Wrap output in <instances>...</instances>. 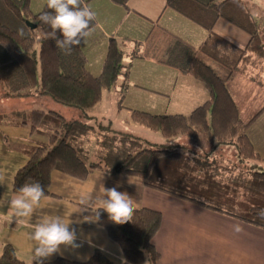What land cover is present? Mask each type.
Returning a JSON list of instances; mask_svg holds the SVG:
<instances>
[{"label": "trees", "instance_id": "obj_1", "mask_svg": "<svg viewBox=\"0 0 264 264\" xmlns=\"http://www.w3.org/2000/svg\"><path fill=\"white\" fill-rule=\"evenodd\" d=\"M110 1L125 7L129 0ZM164 1L208 32L199 53L226 70L227 78L236 73L264 88V29L259 25L257 13L245 1ZM46 3L39 13L33 14L30 0H0V89L6 96L18 98L43 96L78 112L80 118L66 120L50 110L21 111L20 118L12 117L14 112L0 113V125L8 122L27 126L32 136L45 138L25 148L27 162L15 173L13 194L25 183L38 182L45 193L42 199L58 198L50 191L53 171L80 181L94 171H103L139 177L149 189L264 230V218L258 215L264 209V161L248 137V128L259 113L243 123L225 80L201 57H193L187 71L207 90L206 103L189 116L131 111L136 123L167 141L178 139L174 144L150 149L144 147L143 141L130 139L128 135H107L97 141L106 154L95 151L93 157H97V162L82 158V140L95 130L89 124L92 119L87 112L97 106L104 91L116 87L120 94L118 107L121 106L128 87V67L123 63L127 40L109 42L101 73L92 76L86 71V59L79 47L64 54L55 40L47 36L50 29L39 20L42 12L49 11ZM218 20L248 35L247 46L237 47L213 33ZM27 22L36 25V29L31 30ZM19 29H23L22 36ZM36 30L40 31L38 53L34 50ZM56 38L63 39L59 32ZM137 55L138 51L130 54ZM97 223L118 245L123 262L114 263L95 251L84 262L58 258L43 264H145L149 257L151 264L158 262L160 255L152 240L162 224L160 212L135 209L131 221L115 224L101 210ZM0 264L25 263L11 246L4 244Z\"/></svg>", "mask_w": 264, "mask_h": 264}, {"label": "crops", "instance_id": "obj_2", "mask_svg": "<svg viewBox=\"0 0 264 264\" xmlns=\"http://www.w3.org/2000/svg\"><path fill=\"white\" fill-rule=\"evenodd\" d=\"M243 1L256 13L260 8L264 11V1ZM46 2L30 0L32 13H39ZM81 2L95 13L91 35L79 46L89 74L100 75L111 40H127L123 47V63L128 67V87L121 106H117L119 113L136 111L159 116H189L209 100L205 87L187 73L193 57L205 60L199 47L208 37L206 30L178 14L164 0H129L125 7L110 0ZM259 15L260 25L264 18ZM212 31L240 48L246 47L249 41L248 35L223 20H218ZM173 44L180 48L178 60L181 64L168 57L167 52ZM148 48L153 51L151 54ZM134 51H138V55L131 57ZM218 76L225 80L243 123L259 113L248 128V137L264 161V88L236 73L227 78V71L221 67ZM53 109L50 111L66 120L80 118L74 110L59 105H54ZM260 122H263L262 127ZM44 140L32 136L27 126L8 122L0 125V254L2 246L9 245L25 264H32L33 244L27 234L33 231V225L59 215L66 223L70 222V228L76 229V244L80 246H61L60 253L43 263L58 258L84 262L95 251L102 252L114 263L123 262L120 248L97 221H85V217L99 207L103 187L111 188L119 183L117 190L133 198L134 210L145 208L162 215L161 227L152 240L160 255L156 264H264V230L149 189L140 178L133 176L94 171L80 181L53 171L50 191L58 198L45 197L22 222L19 218L14 220L9 207V201L15 196L13 178L27 162L25 148ZM81 200L88 201L86 208ZM237 226L240 231L235 230Z\"/></svg>", "mask_w": 264, "mask_h": 264}, {"label": "clouds", "instance_id": "obj_3", "mask_svg": "<svg viewBox=\"0 0 264 264\" xmlns=\"http://www.w3.org/2000/svg\"><path fill=\"white\" fill-rule=\"evenodd\" d=\"M46 8L49 11L42 12L40 23L47 25L50 31L47 36L55 40L56 47L64 54H70L73 48L79 47L85 38L91 35L95 13L87 6H81V0H47ZM57 32L63 39H57ZM23 35V29L18 30ZM120 184L111 188H104L98 199L99 207L92 215L85 217V221L95 222L99 220L100 211L107 213L109 219L115 224H123L131 221L134 213V200L127 192L118 191ZM44 189L38 182L25 183L15 196L9 201V207L13 219H22L32 214L34 208L44 197ZM85 208L87 200H81ZM258 215L264 218V209L258 211ZM33 231L27 234V239L32 242V264H43L53 254L60 253L61 246L65 248H77L76 229L70 228V222L66 223L59 216H49L42 222L32 226ZM236 231H240L237 226ZM145 264H151L150 257Z\"/></svg>", "mask_w": 264, "mask_h": 264}, {"label": "rangeland", "instance_id": "obj_4", "mask_svg": "<svg viewBox=\"0 0 264 264\" xmlns=\"http://www.w3.org/2000/svg\"><path fill=\"white\" fill-rule=\"evenodd\" d=\"M255 1L258 2L260 0H255ZM261 1L263 2L264 0ZM246 3L247 5L249 4L248 2ZM258 11L259 12H257V14L258 15L260 14L259 17H262L263 19L264 11L261 8L258 9ZM262 23L263 24H260V27L264 29V19ZM262 39L264 41V34ZM176 45L173 44L172 48L169 49L167 54L168 57L174 58V61H176L178 64H181L180 61L178 60L179 59L178 55L181 54V51L179 46H177L178 47L177 48ZM39 48H40V31L36 30L35 43H34V50L36 51V53H38ZM147 51L150 52V54L153 52L150 51L149 48L147 49ZM204 59H205L204 61L208 63L218 75V70L220 69V65H218L216 62L208 58H204ZM186 60H187V56L183 58V62L186 63ZM188 75L192 77L189 73ZM119 95L120 94L119 91L117 90V87L112 88L108 91H104L102 94V99L97 104L95 109L89 111V113L92 114L91 118L93 119V121L89 122V124L93 125L95 130L91 131L87 135V137H85V140L84 139L82 140L83 142L80 150V154L82 158H84L89 162H93V161L97 162V157L96 156L93 157V153L95 151L101 150L102 153L106 154L105 152L106 149L104 147L102 148L100 143H97V141L102 139L103 136H107V135H115V136L128 135L130 139L136 138L139 139L140 141H143L145 143L144 147L150 149L164 148L169 144H174L178 140V139H173L167 141L159 133L150 131L147 128H145V126L143 127L141 124L136 123L133 120L131 114H127L124 112L119 113V111L117 110L118 101L120 100ZM54 105L57 104H55L54 102L43 96L34 95L29 98H18L15 96H6V93L0 89V113L10 115L12 114V112H14L15 114H13L12 117L15 118H20L21 111L23 112L26 111L25 113H28L33 110H40L46 112L49 110H54L53 109ZM259 125H261L260 127H262L263 122H260ZM109 129L111 130V132L109 131Z\"/></svg>", "mask_w": 264, "mask_h": 264}, {"label": "water", "instance_id": "obj_5", "mask_svg": "<svg viewBox=\"0 0 264 264\" xmlns=\"http://www.w3.org/2000/svg\"><path fill=\"white\" fill-rule=\"evenodd\" d=\"M26 25L31 29V30H34L36 29V25L30 23V22H27Z\"/></svg>", "mask_w": 264, "mask_h": 264}]
</instances>
